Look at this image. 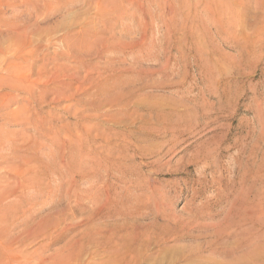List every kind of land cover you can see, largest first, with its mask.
<instances>
[{"label":"rangeland","instance_id":"1","mask_svg":"<svg viewBox=\"0 0 264 264\" xmlns=\"http://www.w3.org/2000/svg\"><path fill=\"white\" fill-rule=\"evenodd\" d=\"M0 264H264V0H0Z\"/></svg>","mask_w":264,"mask_h":264},{"label":"bare ground","instance_id":"2","mask_svg":"<svg viewBox=\"0 0 264 264\" xmlns=\"http://www.w3.org/2000/svg\"><path fill=\"white\" fill-rule=\"evenodd\" d=\"M78 90V89H77Z\"/></svg>","mask_w":264,"mask_h":264}]
</instances>
